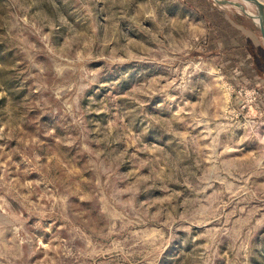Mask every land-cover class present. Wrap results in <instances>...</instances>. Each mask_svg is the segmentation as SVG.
Instances as JSON below:
<instances>
[{
  "label": "rangeland",
  "instance_id": "374dc122",
  "mask_svg": "<svg viewBox=\"0 0 264 264\" xmlns=\"http://www.w3.org/2000/svg\"><path fill=\"white\" fill-rule=\"evenodd\" d=\"M255 11L0 0V264H264Z\"/></svg>",
  "mask_w": 264,
  "mask_h": 264
},
{
  "label": "water",
  "instance_id": "95a60500",
  "mask_svg": "<svg viewBox=\"0 0 264 264\" xmlns=\"http://www.w3.org/2000/svg\"><path fill=\"white\" fill-rule=\"evenodd\" d=\"M253 5L255 7L257 16H258V23L261 30V34L264 38V15H263V5L260 0H252Z\"/></svg>",
  "mask_w": 264,
  "mask_h": 264
},
{
  "label": "crops",
  "instance_id": "0c3cea01",
  "mask_svg": "<svg viewBox=\"0 0 264 264\" xmlns=\"http://www.w3.org/2000/svg\"><path fill=\"white\" fill-rule=\"evenodd\" d=\"M242 46H243V45H242ZM240 50L242 51L243 54L246 53V60L250 58V54L248 53V50H247V49L245 50V48L242 47ZM251 59H252V58H251ZM253 70L255 71V74L257 75L258 73H257L256 69L253 68Z\"/></svg>",
  "mask_w": 264,
  "mask_h": 264
},
{
  "label": "bare ground",
  "instance_id": "6f19581e",
  "mask_svg": "<svg viewBox=\"0 0 264 264\" xmlns=\"http://www.w3.org/2000/svg\"><path fill=\"white\" fill-rule=\"evenodd\" d=\"M241 1H243V2H247V1H251L252 2V0H241ZM245 4V3H244ZM252 4H253V2H252ZM263 15H264V6H263ZM253 14H255L256 16H257V13H256V11L254 12V13H250V15H253ZM257 18H258V16H257Z\"/></svg>",
  "mask_w": 264,
  "mask_h": 264
}]
</instances>
